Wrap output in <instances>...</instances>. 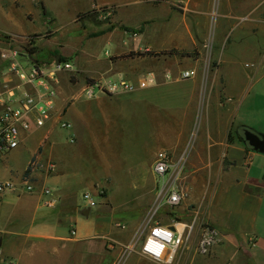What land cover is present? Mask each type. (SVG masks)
Masks as SVG:
<instances>
[{"label":"crops","instance_id":"crops-1","mask_svg":"<svg viewBox=\"0 0 264 264\" xmlns=\"http://www.w3.org/2000/svg\"><path fill=\"white\" fill-rule=\"evenodd\" d=\"M45 1L51 11L36 7L32 19L0 21V32L7 33L0 42L8 47L39 37L55 13L64 20L55 37L39 39V51L30 57L23 52L21 59L37 61L44 50L49 57L42 65L51 67V53L60 54L75 59L77 71H58L51 117L23 132L17 148L0 152V180L14 184L0 196V264H115L120 246L130 243L149 214L159 151L167 152L173 167L182 166L177 185L188 195L177 206L163 205L154 220L193 225L194 239L207 222L224 236L202 258L189 247L190 264H264V153L240 138L242 127L264 133V0ZM95 5L112 6L114 15L89 38L82 22L88 15L76 18ZM211 13L217 20L206 49L212 27L200 20ZM247 35L256 41L243 46ZM105 43L102 58L93 50ZM246 51L253 55L244 65L251 62L248 70L241 67ZM185 69H195L196 76L180 79ZM150 73L156 83L132 92L83 94L90 79L138 83ZM26 87L0 57V110L9 90ZM63 119L72 129L61 127ZM28 175L33 192L24 190ZM81 186L91 192L92 205L81 197ZM101 189L108 191L101 195ZM117 190L132 205L124 221L115 212L123 203ZM139 248L128 258L133 264H161Z\"/></svg>","mask_w":264,"mask_h":264},{"label":"built area","instance_id":"built-area-1","mask_svg":"<svg viewBox=\"0 0 264 264\" xmlns=\"http://www.w3.org/2000/svg\"><path fill=\"white\" fill-rule=\"evenodd\" d=\"M103 13L104 16L110 15V8L104 7ZM3 38L4 35L0 32V40ZM26 40L29 42L30 39L26 38ZM23 52L30 56L24 47L16 45L5 47L0 51V57L8 61V70L15 72L23 84L30 86L21 92L11 89L7 96L1 99L3 108L0 110V152L4 153L19 146L23 132L31 130L34 126H43L51 117L59 96L58 71L73 70V64L68 60L61 61L59 64L54 61L51 67L39 64L34 60L22 61ZM196 74L195 69H185L181 71L179 78H192ZM165 75L167 79H173L172 75L168 73ZM154 83H156V78L152 73L140 79L138 83L124 77H101L87 81L83 88V94L87 98H93L101 93L132 92ZM61 127L72 129L73 124L71 121L63 119ZM70 140L74 141V137H71ZM33 163L32 161L30 166ZM49 167L51 168L52 165ZM154 171L163 179V185L158 195V205L161 203L171 207L179 205L188 195L186 189L177 185L182 173V166L178 164L173 167L167 152L159 151L154 163ZM13 188L12 181L0 180V196ZM34 189V184L28 175L24 182V190L33 192ZM50 192V188H45V193ZM83 197L89 204L94 203L91 192L85 191ZM155 211L148 214L140 234H137L132 243L126 245V248L129 251H134L137 246H140L139 251L142 255L160 263H172L180 248L193 238L194 226L180 221H175L172 225L159 223L154 220ZM200 228L197 250L201 254H208L214 246L223 242L224 236L222 232L207 222L201 223ZM75 232L76 230L73 229L72 233ZM158 252L159 255H157ZM3 264H15V261L9 259Z\"/></svg>","mask_w":264,"mask_h":264},{"label":"rangeland","instance_id":"rangeland-1","mask_svg":"<svg viewBox=\"0 0 264 264\" xmlns=\"http://www.w3.org/2000/svg\"><path fill=\"white\" fill-rule=\"evenodd\" d=\"M90 1V0H89ZM52 3H56V0H53ZM46 4H51V3H47L45 0H0V21H9V22H13L15 20H19L23 17L27 18V19H32L35 15L34 13V10L36 7H39V8H43L42 10L44 11V13H46L48 9V6ZM52 7H55L54 4H52ZM104 7H108L110 8V11H111V14L108 15V16H104L103 14V8ZM51 11V10H49ZM88 11H91V13L88 14L87 18L86 19H81L82 22H83V26H87L85 27L86 29V32H85V35H87V37H93L95 32H97V29L95 28V26H97V24H99L100 22H105L107 25L111 23L112 21V17L114 15V8L112 6H92L91 8H89L86 12ZM47 15V14H46ZM50 18H49V21L50 23H52V29L49 28V29H46L43 34H40L39 37L37 36H34V35H30L28 38L29 39H34L36 42L41 39V38H52V37H55V34L57 33L54 32L55 29H56V26H60L61 23H63V19L60 20L59 19V16L54 13L53 15H49ZM79 18H81L80 16H78L76 18V20H78ZM217 18V14L216 13H211L208 15V19H206L205 17L202 18V20H200V22H204V23H209L210 24V29L212 27V29L210 30V34L209 36L206 38V41H205V48H210L211 44H212V40H211V37L213 36L212 32H213V28H214V24L216 22V19ZM38 21V20H36ZM206 24L204 25H201V26H205ZM28 27L30 25V23L27 24ZM32 25V23H31ZM30 25V26H31ZM62 29H60L58 31V33H62ZM4 36L7 34H4L2 33ZM42 35V36H41ZM4 41V39H2ZM1 40V41H2ZM72 41H77V38L75 39H71ZM254 41H256V38L254 36H251V35H247L244 39V43H243V46H246V45H250L252 43H254ZM28 44V41H23V42H16V46L18 47H25L27 46ZM38 44V42L36 43ZM208 45V46H207ZM6 45H4V42H0V51L5 48ZM109 49V46L105 44H102L101 46L99 45L97 47L94 48V52H99V54L101 55L102 58H106L107 55L105 54V51ZM59 50V49H58ZM40 60H47L48 59V54L45 52L44 53V50L41 52L40 56H37ZM253 55L251 54V52L249 53L248 51L246 52H242L241 53V67L242 68H245L246 70H248V66L250 65L249 64H246L247 68L244 66L245 63L247 61H251ZM50 59H54V54L51 53L50 55ZM68 61H70L72 64H73V71L76 73L77 71V64H76V60L75 59H72L70 58ZM241 68V69H242ZM252 67H250L249 69H251ZM264 70V67L262 68V71ZM85 96V95H84ZM86 97V96H85ZM121 143H124L123 144V149L126 150V142L125 141H122ZM156 179H157V186L158 188H156L153 192H152V196L154 197V201L152 203V206L150 207V210H149V213L152 214L155 210V217L156 218V215L158 214V211L160 208L163 207V205H165L164 203H161L158 205V195H159V192H160V189L163 185V179L160 175H156ZM83 186H81V188L79 189L80 190V195L82 197L83 193L86 191H84L82 189ZM84 191V192H83ZM107 189H101L99 190L100 194L103 195L105 193H107ZM121 190H117V192H119L118 194V201H120L121 199H123V203H120V204H116L115 205V212H116V216L119 218V219H122L124 221V219L128 216L129 214V206H132L131 204H129L130 202H125V201H128L127 197H122V194L123 193H120ZM129 193L128 194H131L132 192H134V194H139L141 191L138 190V191H133L132 189H128ZM136 192V193H135ZM115 195L114 193L112 194V196ZM115 198V197H114ZM116 199V198H115ZM135 200V199H134ZM136 199L134 202H132V204L135 205V202H138ZM84 202V201H83ZM159 206V208H158ZM104 209H109V206H105L103 207ZM158 208V209H157ZM142 210H138L137 212H140L141 213ZM123 227H122V226ZM119 227L121 228H125V224L124 223H119L118 224ZM143 226V225H142ZM142 226L138 229L137 234H140L141 230H142ZM135 238V237H134ZM134 238L130 241V243H132V241L134 240ZM198 238L199 236H197V238H192L190 242H188V244L182 246L180 248V250L178 251L177 255L175 256V259L172 263H167V264H176V263H180V264H190L191 262V257H192V253H196V254H200L198 257H201L202 256H205V255H201V253L198 252L197 250V244H198ZM130 243L128 244H124L123 246H120L121 247V251H120V254H119V257L116 261L115 264H133L131 259L128 260V258L130 257V255L132 254L133 251H129L127 250L126 248V245H129ZM138 247V246H137ZM191 249V254L189 253V248ZM142 255V254H141ZM144 256V255H142ZM146 257V256H145ZM135 260L137 259L136 256L133 257ZM135 264H146L144 262H142L141 260H136V263ZM161 264H164V263H161Z\"/></svg>","mask_w":264,"mask_h":264},{"label":"water","instance_id":"water-1","mask_svg":"<svg viewBox=\"0 0 264 264\" xmlns=\"http://www.w3.org/2000/svg\"><path fill=\"white\" fill-rule=\"evenodd\" d=\"M30 57V56H29ZM60 54L56 55V64H59ZM243 137L245 142H247L254 150L264 153V133L259 132L253 128L246 127L243 130ZM91 207H86L85 216H89Z\"/></svg>","mask_w":264,"mask_h":264},{"label":"trees","instance_id":"trees-1","mask_svg":"<svg viewBox=\"0 0 264 264\" xmlns=\"http://www.w3.org/2000/svg\"><path fill=\"white\" fill-rule=\"evenodd\" d=\"M89 13H91V11H88V12H85V13H82V14H80V17H84V16H86V15H88ZM127 29H130V30H132V31H138L137 29H133V28H127ZM34 36H38V34H35ZM26 50H27V53L30 55V56H32V55H35L39 50H38V46L36 45V42H35V40L34 39H30L29 40V42H28V44H27V46H25L24 47ZM54 56L56 57V55L54 54ZM54 57V59H52V61L51 62H54L55 60H56V58ZM34 58V57H33ZM68 59L67 58H65L64 56H61L60 57V61H67ZM37 62L39 63V64H42L43 62L41 61V60H39V59H37ZM49 63V62H48ZM246 127H242V131L245 129ZM240 138H241V140L242 141H244L245 142V140H244V137H243V134H242V132H241V134H240ZM230 140L232 141L233 140V136L231 135V137H230ZM246 143V145L249 147V148H252L247 142H245Z\"/></svg>","mask_w":264,"mask_h":264},{"label":"clouds","instance_id":"clouds-1","mask_svg":"<svg viewBox=\"0 0 264 264\" xmlns=\"http://www.w3.org/2000/svg\"><path fill=\"white\" fill-rule=\"evenodd\" d=\"M157 234H158V232H157ZM157 255H159V252L157 253Z\"/></svg>","mask_w":264,"mask_h":264}]
</instances>
